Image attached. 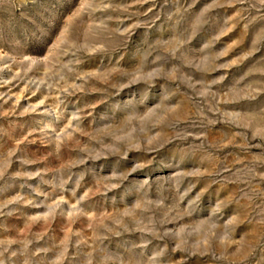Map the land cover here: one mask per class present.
Listing matches in <instances>:
<instances>
[{
	"label": "rangeland",
	"instance_id": "1",
	"mask_svg": "<svg viewBox=\"0 0 264 264\" xmlns=\"http://www.w3.org/2000/svg\"><path fill=\"white\" fill-rule=\"evenodd\" d=\"M0 264H264V0H0Z\"/></svg>",
	"mask_w": 264,
	"mask_h": 264
}]
</instances>
